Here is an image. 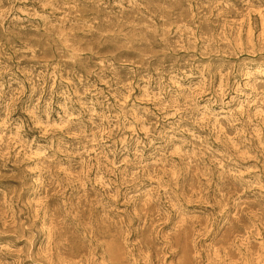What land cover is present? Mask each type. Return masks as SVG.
Listing matches in <instances>:
<instances>
[{"label": "rangeland", "instance_id": "rangeland-1", "mask_svg": "<svg viewBox=\"0 0 264 264\" xmlns=\"http://www.w3.org/2000/svg\"><path fill=\"white\" fill-rule=\"evenodd\" d=\"M0 264H264V0H0Z\"/></svg>", "mask_w": 264, "mask_h": 264}]
</instances>
